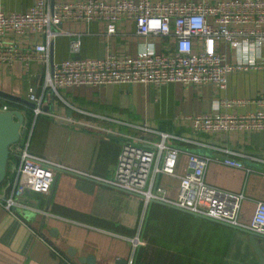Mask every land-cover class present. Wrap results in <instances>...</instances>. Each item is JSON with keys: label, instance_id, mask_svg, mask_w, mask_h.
Returning <instances> with one entry per match:
<instances>
[{"label": "crops", "instance_id": "0c3cea01", "mask_svg": "<svg viewBox=\"0 0 264 264\" xmlns=\"http://www.w3.org/2000/svg\"><path fill=\"white\" fill-rule=\"evenodd\" d=\"M33 2L0 0V9L24 12ZM58 29L65 34L53 41V62L70 56L68 46L73 37L80 39L77 55L84 58L102 57L112 52L132 55L148 43H152L157 52L165 53L172 43L170 36L144 38L137 35L135 23L129 19L119 21L113 34L106 33L105 24L100 21L65 22ZM41 39L39 35L27 33L7 34L0 41L27 47ZM198 42L195 39L194 44L199 46ZM218 48L232 60L230 47L220 44ZM262 54L264 57V51ZM29 81L35 92L42 91L43 67L39 62L0 64V90L26 99ZM61 93L74 106L93 115L78 113L50 98L42 106L47 109L42 108L37 116L33 114L27 129L25 111L6 105L4 102L9 100L0 97V106L23 114L19 141L28 142L30 153L64 167L55 169L48 195L15 189L14 198L17 196L18 202L35 207V212L18 205L7 210L0 202V264H81L78 259L90 255L94 258L93 264H115L117 259L136 264L139 256L145 261H156L153 258L157 256V263L162 264H183L187 260L198 264L215 260L217 264H259L250 236L243 229H234L157 201L145 207L139 196L94 177L112 178L123 142H148L156 138L128 125L133 122H145L174 135L192 134L208 144L175 141L181 150L177 175L185 172L188 152L220 160L224 153L216 148H226L264 157V130L192 133L185 120L191 115L215 111V102L221 99H245L248 103L223 107L220 111H254L256 105L252 100L264 94L263 68L229 74L223 90L211 85L172 82L85 85L64 89ZM242 161L246 166L264 170V165L254 159L243 157ZM7 165L10 178L0 184V195L5 198L11 194L16 163L8 160ZM204 179L216 189L244 194L240 218L245 223L250 221L255 203L264 202V174H246L212 161ZM178 183V176L160 174L157 178V184L170 199L176 197ZM52 230L55 234L51 235ZM135 237L143 242V248L140 245L133 249L130 241ZM255 244L264 257V238L255 237ZM69 248L74 249L73 255L67 254ZM173 254L181 259H172Z\"/></svg>", "mask_w": 264, "mask_h": 264}, {"label": "built area", "instance_id": "2783aa9c", "mask_svg": "<svg viewBox=\"0 0 264 264\" xmlns=\"http://www.w3.org/2000/svg\"><path fill=\"white\" fill-rule=\"evenodd\" d=\"M133 20L136 34L144 38L170 36L172 43L165 52H157L152 43L135 54L107 53L102 57L84 58L77 54L80 39L69 41L70 56L58 62L51 60L53 41L64 35L58 26L72 21H100L108 34L116 31L119 21ZM39 35L42 39L27 47L0 41V64L21 61L25 65L39 62L43 67L42 91L35 92L29 81L26 99L34 104L37 116L45 102L56 99L84 115H93L74 106L61 93L76 86L112 84L180 83L184 85H211L225 89L227 77L236 71L263 68L264 0H34L24 12H5L0 9V38L7 34ZM199 40V46L194 44ZM226 44L233 50L232 60L218 48ZM252 112H223L220 108L243 106L245 99H221L215 102V111L186 117L192 133L215 134L227 132H257L264 130V94L252 100ZM3 106L0 111H7ZM131 127L156 138L146 142H123L117 156L112 178L97 180L139 196L146 207L157 201L187 213L207 217L238 229L264 236V202L257 201L248 223L241 221L240 209L244 194L229 193L211 187L205 182V172L212 161L243 170L264 174L263 169L246 166L242 158H251L264 165V157L249 156L226 148L220 160L187 153L186 169L177 175L180 143L207 146L191 135H174L157 130L147 123H129ZM19 142V141H18ZM18 156L15 178L9 197L0 195V202L10 210L17 205L36 211L30 205L14 198L17 187L24 191L48 195L55 169L63 166L36 156L28 150V142L12 146ZM160 174L178 176V191L174 199L157 184ZM133 249L143 245L135 237Z\"/></svg>", "mask_w": 264, "mask_h": 264}, {"label": "water", "instance_id": "95a60500", "mask_svg": "<svg viewBox=\"0 0 264 264\" xmlns=\"http://www.w3.org/2000/svg\"><path fill=\"white\" fill-rule=\"evenodd\" d=\"M0 97L9 101H13L16 103H20L22 105H25L27 107L33 108L34 104L27 99L18 97L16 95L7 93L5 91L0 90ZM47 107H43V110H46ZM24 117L23 114L18 110H7V111H0V184L4 181L6 178L7 173V162L8 157L11 153L10 148L12 145L18 143L20 139V128L23 123ZM26 193H29V191H26ZM167 205V204H165ZM168 207H172L170 205H167ZM175 208V207H173ZM197 216V215H196ZM201 217V216H199ZM204 219L211 220L213 222L219 223L218 221H215L213 219L207 218V217H201ZM223 224V223H220ZM226 225V224H223ZM228 227H231L229 225H226ZM234 229H238L236 227H232ZM242 230V229H241ZM247 232L250 236V242L252 244V247L257 255V258L259 260V264H264V257L261 254V251L255 244V237H261L264 238V236L256 234L252 231L243 230ZM50 234H55V231H50ZM74 249L69 248L67 250L68 255L74 254ZM79 263H87V264H93L94 258L90 255L87 257H80L78 259ZM115 264H127V262L124 259H117Z\"/></svg>", "mask_w": 264, "mask_h": 264}, {"label": "trees", "instance_id": "16d2710c", "mask_svg": "<svg viewBox=\"0 0 264 264\" xmlns=\"http://www.w3.org/2000/svg\"><path fill=\"white\" fill-rule=\"evenodd\" d=\"M4 103H5L6 105H9L10 107H16V108H19V109L25 111V118H26L25 125L27 126V129H28V127H29V125H30V123H31V121H32V116H33L32 110H31L30 108L22 107V106H20V105L14 104V103L9 102V101H5ZM0 107H2V106H0ZM6 107H7V106H6ZM19 142H20V141H19ZM19 142H18V143H19ZM12 146H13V145H12ZM16 155H17V154H16ZM16 155H15V153H12V152H11V154H10L9 157H8V160H9V161L14 160L15 163H16V165H17V163H18V156H16ZM7 166H8V165H7ZM9 178H10V175H9L8 173H6V178L4 179V181H3L1 184L6 183V181H7ZM153 260H155V259L153 258ZM149 262H151L152 264H159V263H157V261H149Z\"/></svg>", "mask_w": 264, "mask_h": 264}, {"label": "rangeland", "instance_id": "374dc122", "mask_svg": "<svg viewBox=\"0 0 264 264\" xmlns=\"http://www.w3.org/2000/svg\"><path fill=\"white\" fill-rule=\"evenodd\" d=\"M1 108V107H0ZM20 193V190L19 191H17V193H16V195L17 194H19ZM15 198H17V196H15ZM151 233H153L152 231H151ZM145 241V240H144ZM150 243V242H149ZM152 246H154V245H152ZM140 247H142L143 248V245H141ZM180 249V248H179ZM153 250V249H152ZM152 250H151V252H152ZM140 253V252H139ZM135 256H136V259H137V254H134ZM169 257H170V255H169ZM171 258L172 259H175V260H179V259H181L180 257H178V255H171ZM155 260L157 261V256L155 257ZM186 260V259H185ZM137 263L136 264H152L151 262H149V261H145V260H143L142 259V257L141 256H139V258H138V260L136 261ZM159 264H162V263H159ZM183 264H198L197 262H191V261H189V260H187V261H185ZM205 264H217V261L215 260V261H213V262H210L209 261V263H205Z\"/></svg>", "mask_w": 264, "mask_h": 264}]
</instances>
